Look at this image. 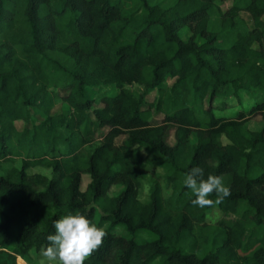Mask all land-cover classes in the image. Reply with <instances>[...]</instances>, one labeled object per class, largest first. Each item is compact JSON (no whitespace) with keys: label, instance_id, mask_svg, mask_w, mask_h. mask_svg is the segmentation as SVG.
<instances>
[{"label":"trees","instance_id":"1","mask_svg":"<svg viewBox=\"0 0 264 264\" xmlns=\"http://www.w3.org/2000/svg\"><path fill=\"white\" fill-rule=\"evenodd\" d=\"M230 1L0 0V161L10 163L0 172V264L41 252L54 222L75 213L108 223L85 264H264V126L244 131L264 119V0ZM240 91L262 95L215 113ZM57 101L66 109L52 111ZM35 165L51 177L29 173ZM196 166L231 194L193 206L183 179ZM149 167L162 173L142 201ZM113 184L122 188L110 195ZM212 208L221 216L210 223Z\"/></svg>","mask_w":264,"mask_h":264},{"label":"clouds","instance_id":"2","mask_svg":"<svg viewBox=\"0 0 264 264\" xmlns=\"http://www.w3.org/2000/svg\"><path fill=\"white\" fill-rule=\"evenodd\" d=\"M183 184L188 187L195 199L193 206L211 207L221 203L231 194L223 178L209 174L204 177V169L193 167L186 173ZM215 194V201L210 197ZM55 234L47 239L48 246L41 249V264H85V261L103 246L107 236L105 229L81 213L68 214L54 222Z\"/></svg>","mask_w":264,"mask_h":264},{"label":"rangeland","instance_id":"3","mask_svg":"<svg viewBox=\"0 0 264 264\" xmlns=\"http://www.w3.org/2000/svg\"><path fill=\"white\" fill-rule=\"evenodd\" d=\"M150 1L151 2L159 1L163 4H169L173 0H150ZM217 2L225 9L226 7L229 6L231 1L230 0H217ZM241 15L246 19V21L248 22L249 25H252V20H251V17H250L248 12L241 11ZM217 25H218V20L214 19L210 22L209 27L216 28ZM167 81L170 82L171 80L167 79L165 82L167 83ZM126 87H128L129 89H131L135 92H138L141 90V87L135 83L127 84ZM105 90L112 93V92H115L117 89L115 87H105ZM154 95H155V91L150 92L146 96V102L148 103L149 101H151ZM261 95L262 94L259 91H256V92L251 93V94H247L244 91H240L238 94L239 98L234 97V96H229L228 98L227 97L225 98L227 101H229V103H231V104L233 103L234 107L224 109V110H215V113L219 114V115L230 116V115H232L231 113L236 108L238 109L240 107H244L245 109H248L256 100H258L261 97ZM222 99L223 98H219V99L216 98L214 100V103L220 104V103H222ZM147 103H144V106H146ZM60 109H66V105L60 101H57L55 106L52 108V111H58ZM162 116L163 115L161 112H155L154 111L152 119L154 121H160ZM14 123H15L16 127L19 129H21L23 127V125L25 124V122L21 119L16 120ZM263 126H264V119H262V117H260L259 115H256V116L252 117L251 119H249V121L248 120L246 121V125L244 126V131L247 132V128H249V127L259 129V128H262ZM173 132H174L173 125H170L168 128V132H167V142L170 144L174 143ZM124 137H125L124 134L119 135L116 138V142L119 143ZM16 165L17 166L20 165L19 159H17ZM9 166H10V163L8 161L1 160L0 161V172L2 173ZM28 172L29 173L42 174L45 177H51V175H52L51 168L44 166V165H35L33 167H30L28 169ZM159 173H162V169L159 167H149L147 170L144 171L142 177L140 178V187H139V192H138V198L139 199H141L142 201H147L149 199V186H150L151 182L153 181L155 174H159ZM87 181H88V175L85 174L83 176V182H82L83 187L85 186ZM121 188H122V186L120 184H113L110 187V190L108 193L110 195H115V194L120 192ZM164 194L168 195L169 191L167 189H164ZM220 216H221V212L219 210H217L216 208H212L207 212L206 219L210 223H213L217 219H219ZM101 226L107 227L108 223L101 222ZM112 229H113V231H115L117 233H123V231H124L123 228L120 226H115ZM144 236H146V235H143V237ZM42 259H43V257L41 256V252L29 251V253L25 257H21V256L17 255L16 256V264H41ZM156 263H157V261L155 262V264Z\"/></svg>","mask_w":264,"mask_h":264}]
</instances>
